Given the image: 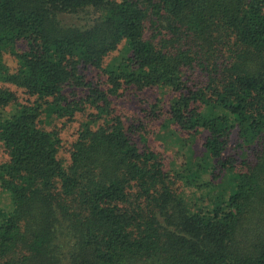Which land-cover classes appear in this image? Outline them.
Here are the masks:
<instances>
[{"label":"trees","instance_id":"obj_1","mask_svg":"<svg viewBox=\"0 0 264 264\" xmlns=\"http://www.w3.org/2000/svg\"><path fill=\"white\" fill-rule=\"evenodd\" d=\"M0 153V264H264V0H0Z\"/></svg>","mask_w":264,"mask_h":264},{"label":"rangeland","instance_id":"obj_2","mask_svg":"<svg viewBox=\"0 0 264 264\" xmlns=\"http://www.w3.org/2000/svg\"><path fill=\"white\" fill-rule=\"evenodd\" d=\"M88 74H89L88 77L90 79L97 78L96 71L88 72ZM153 97H154L153 92H150L149 90H145L142 92H133V91L128 90L123 94V96H119L118 98L112 99V102H113V106L118 111H120V113L124 116V118L127 121L136 123L137 120L142 119L141 110H140L141 107L142 106L147 107L148 105L146 103L147 102L148 104L151 103ZM152 127H153L152 124H148L147 130H149ZM75 131H76V124H70L65 129H63L61 132L63 142L66 143V142L72 141L75 135ZM203 137H204L203 135L199 137L197 150H199L198 146L203 140ZM148 138H152L151 134H148ZM136 140H138V137ZM235 143H236V134L233 133L231 136L228 149L225 154L226 155L235 154L237 158V156L239 155H237L238 150L236 151V148L234 147ZM154 144H157V143H154ZM0 156H1V153H0Z\"/></svg>","mask_w":264,"mask_h":264}]
</instances>
